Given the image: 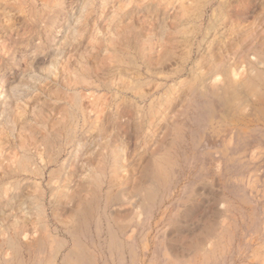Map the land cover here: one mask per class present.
Segmentation results:
<instances>
[{"label": "rangeland", "instance_id": "obj_1", "mask_svg": "<svg viewBox=\"0 0 264 264\" xmlns=\"http://www.w3.org/2000/svg\"><path fill=\"white\" fill-rule=\"evenodd\" d=\"M151 1H0V264H75L78 247L83 264H264V114L226 120L193 84L202 36L177 73L182 29L159 41ZM253 5L237 25L264 49Z\"/></svg>", "mask_w": 264, "mask_h": 264}, {"label": "bare ground", "instance_id": "obj_2", "mask_svg": "<svg viewBox=\"0 0 264 264\" xmlns=\"http://www.w3.org/2000/svg\"><path fill=\"white\" fill-rule=\"evenodd\" d=\"M0 1L3 2V0ZM252 1H254L253 6H256L262 0H153L146 5V7L152 8L154 18L158 20L159 41L167 38L165 33L168 29H176V27L182 29V37L175 38L177 44L187 46V51L183 57L179 58L177 56L175 59L178 66L176 68L177 73L181 74L187 70L189 63L194 58V45L202 36V40H199L200 43H197V45L200 57L202 56L205 61L203 62L202 58L199 57L198 76L194 79L193 84L198 88L206 90L208 88L211 95L215 96L222 104L224 119H231V121H245L249 111L252 113L254 111L255 114L260 115L264 114V49L259 47L258 38L255 37L256 29L245 28L246 34H243V30H241V27L238 28L237 25L238 18H242L245 13L254 11V8L250 7ZM209 10H212V14L206 25V16ZM190 26L192 27L191 30L187 31L186 29ZM187 34H191L190 37ZM151 45V40L147 37L141 45V55L144 58H149L154 51ZM165 54H168V52H165ZM237 69H242L243 72L236 73ZM173 70L169 69L168 72L175 73ZM191 70L195 69L191 67ZM1 87L0 85V92H3ZM12 96L13 92L8 98L11 99ZM166 99L164 106L162 101L156 109L155 122H149L146 125L147 131L151 127H155L154 134H157V136L161 132L162 121L164 119L169 120V115L173 110L172 101L175 98L167 97ZM6 104L7 101H4L1 108ZM212 105V103L207 104L209 112L207 118H209L210 123L217 117ZM84 116L86 118L87 113ZM216 122L220 123V121ZM74 138L71 137V139ZM72 143L77 148L82 145L81 141L78 143L75 142V139L68 142V144ZM44 167H46V164ZM42 169L36 167L33 171H37L39 175H42L44 173V169ZM155 176L158 179L166 176V171L162 169L161 165L157 168ZM148 194L152 195L153 190ZM88 205L81 209L82 216H86L91 212V204ZM60 245L62 246V244ZM81 253L82 250L78 247L77 250L69 254V257L72 259L73 256L75 264H83Z\"/></svg>", "mask_w": 264, "mask_h": 264}]
</instances>
